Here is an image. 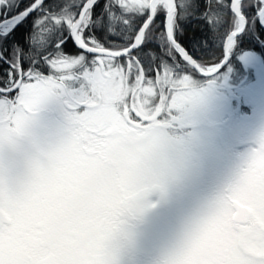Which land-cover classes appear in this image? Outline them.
Instances as JSON below:
<instances>
[{
	"label": "snow or ice",
	"instance_id": "6c2138e0",
	"mask_svg": "<svg viewBox=\"0 0 264 264\" xmlns=\"http://www.w3.org/2000/svg\"><path fill=\"white\" fill-rule=\"evenodd\" d=\"M238 62L264 63V0H0V264H125ZM53 102L64 134L17 178ZM156 264H264V126Z\"/></svg>",
	"mask_w": 264,
	"mask_h": 264
},
{
	"label": "rangeland",
	"instance_id": "374dc122",
	"mask_svg": "<svg viewBox=\"0 0 264 264\" xmlns=\"http://www.w3.org/2000/svg\"><path fill=\"white\" fill-rule=\"evenodd\" d=\"M246 68L252 70V76L248 74L245 81L239 80L235 83L230 79L228 87L223 89L226 99L221 109L210 112L203 118L206 124L205 130L208 131L204 140L201 139L205 145H221V142L222 145H231L233 141H242L248 143L246 145H251L254 134L264 126V105H262V101H264V65L258 62L254 66ZM246 101H251V103ZM239 103L241 108L235 113L233 108L237 107ZM49 112L63 115L60 104L53 102L42 109L37 122L47 126L42 116ZM64 125H60L58 130L48 129L44 133H41V128H36L33 130V144L43 148L55 144L64 134ZM217 127L220 129L218 133L215 131ZM24 145H28V143ZM183 220L187 221L185 218ZM182 229L183 226L177 225L175 238L172 239L170 235L172 229L163 230L151 225L146 229L135 228L136 246L126 257L125 264H155L152 257L161 256L168 247L174 244Z\"/></svg>",
	"mask_w": 264,
	"mask_h": 264
},
{
	"label": "flooded vegetation",
	"instance_id": "af4514ba",
	"mask_svg": "<svg viewBox=\"0 0 264 264\" xmlns=\"http://www.w3.org/2000/svg\"><path fill=\"white\" fill-rule=\"evenodd\" d=\"M232 82L235 83V80ZM235 107L233 111L236 113L241 108V104L239 103ZM42 117L47 126L37 122L34 128V130L41 128V133L48 129L58 130L60 125L65 124L64 116L58 113L49 112L48 114H43ZM198 128L200 131V143L193 148L194 155L188 177L183 184L172 191L167 202L160 204L156 209L148 213L143 221L137 224L136 228L146 229L151 225L152 227H160L163 230L172 229L170 235L172 239L175 238L176 226L184 227L185 223L196 214L203 201L227 182L235 165L240 162L241 154L250 147V145H246L248 143L242 141H233L231 145H222V142L221 145H205L201 140H204L208 133L205 130V122L203 121L198 125ZM47 147L44 146L43 148L31 142L28 145H23L16 152L6 150L4 163L14 176L23 178L25 159L31 156H39L38 149H46ZM151 199L155 200L157 197L153 196ZM184 218L187 221H184ZM151 219L153 220L151 221ZM152 258L157 262L160 256Z\"/></svg>",
	"mask_w": 264,
	"mask_h": 264
},
{
	"label": "trees",
	"instance_id": "16d2710c",
	"mask_svg": "<svg viewBox=\"0 0 264 264\" xmlns=\"http://www.w3.org/2000/svg\"><path fill=\"white\" fill-rule=\"evenodd\" d=\"M263 65H264V63H263ZM248 74H250V76H252V70L247 69L242 63L238 62L235 65L234 72H233L231 77L233 80H235V82L239 81V80L245 81ZM250 76H248V77H250Z\"/></svg>",
	"mask_w": 264,
	"mask_h": 264
},
{
	"label": "clouds",
	"instance_id": "9594fccd",
	"mask_svg": "<svg viewBox=\"0 0 264 264\" xmlns=\"http://www.w3.org/2000/svg\"><path fill=\"white\" fill-rule=\"evenodd\" d=\"M115 166L116 165L112 160L105 162L104 165L100 168L98 176L94 177V181L104 179L114 170Z\"/></svg>",
	"mask_w": 264,
	"mask_h": 264
}]
</instances>
